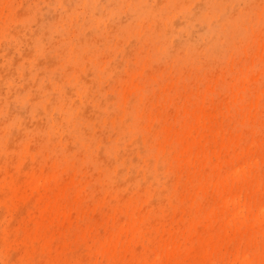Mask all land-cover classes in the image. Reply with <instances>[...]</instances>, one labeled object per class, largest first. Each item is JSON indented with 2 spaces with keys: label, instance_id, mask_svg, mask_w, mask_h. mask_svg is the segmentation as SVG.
Segmentation results:
<instances>
[{
  "label": "rangeland",
  "instance_id": "374dc122",
  "mask_svg": "<svg viewBox=\"0 0 264 264\" xmlns=\"http://www.w3.org/2000/svg\"><path fill=\"white\" fill-rule=\"evenodd\" d=\"M0 264H264V0H0Z\"/></svg>",
  "mask_w": 264,
  "mask_h": 264
},
{
  "label": "bare ground",
  "instance_id": "6f19581e",
  "mask_svg": "<svg viewBox=\"0 0 264 264\" xmlns=\"http://www.w3.org/2000/svg\"><path fill=\"white\" fill-rule=\"evenodd\" d=\"M52 70H53V69H52ZM50 72H51V71H50ZM48 96H49V95H48ZM125 96H126V94H125ZM56 98H57V97H56ZM42 99H43V97H42ZM53 100H54V97H53ZM115 104H116V103H115ZM56 105H57V104H56ZM62 107H63V106H62ZM132 108H133V107H132ZM62 109H63V108H62ZM115 109H116V108H115ZM74 110H75V109H74ZM102 111H103V110H102ZM129 111H130V110H129ZM130 112H131V111H130ZM134 112H135V111H134ZM136 112H137V111H136ZM102 113H103V112H102ZM102 113H101V114H102ZM127 113H128V112H127ZM131 113H132V112H131ZM131 113H130V114H131ZM67 114H68V113H67ZM73 114H74V113H73ZM128 114H129V113H128ZM132 116H133V115H130V117H132ZM138 116H139V115H138ZM74 118H75V117H74ZM74 118H73V119H74ZM127 119H128V118H127ZM135 120H136V119H135ZM101 121H102V120H101ZM111 121H112V120H111ZM126 121H127V120H126ZM76 122H77V120H76ZM78 122H79V121H78ZM122 122H123V120H122ZM130 122H131V121H130ZM137 122H138V121H137ZM137 122L135 123L136 125L139 124V123H137ZM140 122H141V121H140ZM132 123H133V122H132ZM82 124H83V123H81V126H82ZM129 124H130V123H129ZM141 124H142V123H141ZM126 125H127V123H126ZM131 125H132V124H131ZM49 126H50V123H49ZM83 126H84V125H83ZM98 126H99V125H98ZM122 126H123V125H122ZM50 127H51V126H50ZM77 127H78V126H77ZM88 127H89V126H88ZM104 127H105V126H104ZM109 127H110V126H109ZM132 127H133V126H132ZM134 127H135V125H134ZM45 128H46V127H45ZM84 128H85V127H84ZM141 129H143V128H141ZM45 130H47V129H45ZM51 130H52V129H51ZM112 130H114V129H112ZM123 130H124V129H123ZM131 130H132V129H131ZM137 130H138V129H137ZM139 131H140V128H139ZM128 132H129V128H128ZM135 132H136V131H135ZM137 132H138V131H137ZM147 132H148V131H147ZM47 133H48V132H47ZM80 133H82V132H80ZM82 135H83V134H82ZM128 135H129V133H128ZM131 135H132V134H131ZM125 136H126V135H125ZM79 137H80V136H79ZM121 137H122V135H121ZM80 138H81V137H80ZM82 139H83V138H82ZM115 144H116V142H115ZM115 144H114V145H115ZM117 147H118V144H117ZM110 149H111V148H110ZM113 151H115L114 148H113ZM109 153H110V152H109ZM106 154H107V153H106ZM110 154H111V153H110ZM111 155H112V154H111ZM261 214H262V213H261ZM256 215H257V214H256ZM255 217H256V216H255ZM242 258L244 259V261H248V260H249V255H247V254L244 255V254H243ZM243 259H242V260H243Z\"/></svg>",
  "mask_w": 264,
  "mask_h": 264
}]
</instances>
